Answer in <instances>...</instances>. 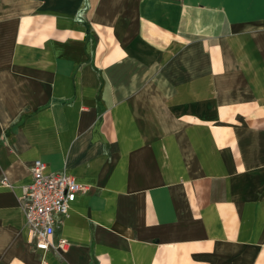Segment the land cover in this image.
Returning a JSON list of instances; mask_svg holds the SVG:
<instances>
[{"label": "crops", "instance_id": "0c3cea01", "mask_svg": "<svg viewBox=\"0 0 264 264\" xmlns=\"http://www.w3.org/2000/svg\"><path fill=\"white\" fill-rule=\"evenodd\" d=\"M35 160L86 188L60 256ZM3 178L0 264H264V0H0Z\"/></svg>", "mask_w": 264, "mask_h": 264}, {"label": "built area", "instance_id": "2783aa9c", "mask_svg": "<svg viewBox=\"0 0 264 264\" xmlns=\"http://www.w3.org/2000/svg\"><path fill=\"white\" fill-rule=\"evenodd\" d=\"M30 171L31 182L21 187L18 199L30 243L34 251L60 256L67 251L69 243L64 238L54 240L55 226L68 215L77 196L86 188L69 174L48 171L41 160H35ZM0 182L10 186L5 178Z\"/></svg>", "mask_w": 264, "mask_h": 264}]
</instances>
